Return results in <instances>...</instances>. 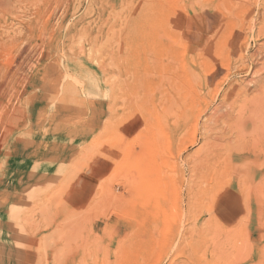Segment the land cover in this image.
Segmentation results:
<instances>
[{"label":"rangeland","instance_id":"1","mask_svg":"<svg viewBox=\"0 0 264 264\" xmlns=\"http://www.w3.org/2000/svg\"><path fill=\"white\" fill-rule=\"evenodd\" d=\"M17 1L5 0L13 25L0 7V29H20L15 48L31 52L20 63L14 48L15 90L2 98L0 192L15 205L1 207L0 230L18 260L264 264V148L254 136L238 142L231 125L255 110L235 96L239 84L255 88L264 61V0ZM204 41L216 42L212 80L185 61ZM175 79L202 100L180 121L160 103ZM230 105L235 120L211 119ZM38 145L37 161L17 170L11 157Z\"/></svg>","mask_w":264,"mask_h":264},{"label":"bare ground","instance_id":"2","mask_svg":"<svg viewBox=\"0 0 264 264\" xmlns=\"http://www.w3.org/2000/svg\"><path fill=\"white\" fill-rule=\"evenodd\" d=\"M10 1V0H9ZM17 1V0H16ZM20 1V0H19ZM23 1V0H22ZM21 1V2H22ZM30 1V0H29ZM32 1H34V0H32ZM40 1V0H39ZM51 1H53V0H51ZM20 2V3H21ZM24 2V1H23ZM27 2V1H26ZM25 2V3H26ZM37 2H38V0H37ZM214 2V1H213ZM221 2H223V1H221ZM12 3V2H11ZM13 3H15V2H13ZM16 3H19L18 1L16 2ZM28 3H31V2H28ZM33 3V2H32ZM34 3H36V1L34 2ZM34 3H33V6H35L34 5ZM41 3V2H40ZM44 4V3H43ZM45 4H46V2H45ZM214 4V3H213ZM216 5L217 4H220V3H215ZM214 4V5H215ZM8 5V4H7ZM9 5H10V2H9ZM15 5H17V4H15ZM15 5H13V7H15ZM19 5V4H18ZM22 4H20V6H21ZM23 5H24V3H23ZM29 5V4H28ZM39 5H41V4H39ZM215 5V6H216ZM5 0H0V7L2 8V10L4 11V12H6L7 10H9L8 8H5ZM11 7H12V5H10ZM191 6L194 8V6H195V1L193 0L192 2H191ZM220 7H221V4L219 5ZM218 6V7H219ZM7 7V6H6ZM10 7V8H11ZM17 7V6H16ZM16 7L14 8L15 10H16ZM23 7V6H22ZM28 6L26 5V8H27ZM30 8H33V7H31V6H29ZM47 7V6H46ZM50 7V6H49ZM63 7V6H62ZM191 7V8H192ZM1 8H0V11H1ZM44 8V7H43ZM74 8V7H73ZM198 8V7H197ZM206 8V7H205ZM222 8V7H221ZM224 8V7H223ZM12 9V8H11ZM18 9H19V7H18ZM29 9V8H28ZM38 9H39V7H38ZM46 9V8H45ZM194 9H196V8H194ZM193 9V10H194ZM23 9L21 8V10L20 11H18L17 10V12L19 13H21V12H23L24 10H25V8H24V10L22 11ZM216 10V9H215ZM2 11V12H3ZM28 11V10H27ZM32 11V12H31ZM30 12L31 13H35V7H34V12H33V10H31ZM36 11H38V10H36ZM42 11H44V10H42ZM58 11V10H57ZM178 11V10H177ZM194 11H196V10H194ZM201 11V10H200ZM2 12H0V13H2ZM12 12H14V11H12ZM11 12V13H12ZM16 12V11H15ZM26 12V11H25ZM29 12V13H30ZM202 12V11H201ZM9 12H6V13H4V17H3V15H2V17L4 18V20H3V22L4 23H6L7 24V22H8V24H12L11 22L9 23V17H7L8 15L10 16L11 14H8ZM18 13H16V14H18ZM28 13V12H27ZM38 13H40V12H38ZM37 13V14H38ZM45 13V12H44ZM53 12H51V14H52ZM195 13V12H194ZM198 13H200V12H198ZM218 13V12H217ZM14 14V13H13ZM21 14H24V12L23 13H21ZM36 14V15H37ZM46 14H48V13H46ZM28 15V14H27ZM34 15V14H33ZM193 15V14H192ZM199 15V14H198ZM220 15V14H219ZM15 16V15H14ZM19 16H21L20 14H19ZM26 16V15H25ZM29 16V15H28ZM27 16V17H28ZM39 14H38V18H39ZM43 16V15H42ZM202 16V15H201ZM0 17H1V14H0ZM12 17H13V15H12ZM24 17V16H23ZM37 17V16H36ZM44 17V16H43ZM50 17V16H49ZM193 17V16H192ZM14 18V17H13ZM12 18V19H13ZM17 18H19V17H17ZM22 18V17H21ZM21 18H20V20H21ZM37 18V19H38ZM184 18V17H183ZM189 18V17H188ZM198 18V17H197ZM203 18V17H202ZM201 18V19H202ZM11 19V18H10ZM16 19V18H15ZM23 19V18H22ZM26 19V18H25ZM44 19H46L45 17H44ZM182 19V18H181ZM193 19H194V17H193ZM18 20V19H17ZM17 20H14V21H17ZM27 20V19H26ZM188 20H192V19H188ZM13 21V22H14ZM19 21V20H18ZM28 21V20H27ZM37 21V20H36ZM44 21V20H43ZM202 21V20H201ZM1 22V21H0ZM2 22V23H3ZM22 22V21H21ZM25 22V21H24ZM54 22V21H53ZM193 22V21H192ZM19 23V22H18ZM41 23H43V22H41ZM201 23H204V22H201ZM215 24H216V22H214ZM5 24V25H6ZM21 25H23V23H20ZM19 24V25H20ZM191 24H193V23H191ZM195 24V23H194ZM193 24V25H194ZM229 24V23H228ZM13 25V24H12ZM19 25L17 26V27H19ZM31 25H33V24H31ZM39 25H42V24H39ZM48 25H49V23H48ZM67 25V24H66ZM180 25V24H179ZM184 25V24H183ZM225 25V24H224ZM227 25V24H226ZM25 26V25H24ZM23 26V27H24ZM29 26V25H28ZM201 26V25H200ZM212 26V25H211ZM211 26H209V27H211ZM215 26V25H214ZM1 27H2V25H1ZM10 27H13V26H9V28ZM26 27H27V25H26ZM33 27V26H32ZM35 27V26H34ZM33 27V28H34ZM203 27V26H202ZM228 27V26H227ZM8 27H7V32H6V30L3 32V30L2 29H0V30H2V31H0V61H4V63H6V65L4 66V74H5V76H0V112H3L4 111V101L2 100V98H4V99H8L9 101L11 100V98H13L12 97V94L14 93L13 91L15 90V88L13 87V81H12V77H11V75H12V71H11V65L14 67V65H15V52L13 51L14 50V48H15V42H16V40L18 39V38H20V37H23L22 35H21V33H20V29H19V32H18V30H16L15 28V30H10ZM38 28V27H37ZM47 28V27H46ZM9 29V30H8ZM51 29V28H50ZM217 29H219V27L217 28ZM38 30V29H37ZM36 30V31H37ZM42 30V29H41ZM185 30V29H184ZM196 30V32H197V29H195ZM195 30H193L194 32H195ZM200 30V29H199ZM203 30V29H202ZM214 30H216V29H214ZM213 30V31H214ZM209 31H212V30H209ZM261 31V34L264 32V31H262V30H260ZM23 32V31H22ZM26 32V31H25ZM38 32V31H37ZM201 32V31H200ZM217 32V31H216ZM221 33V32H220ZM23 34V33H22ZM40 34H41V31H40ZM191 34V33H190ZM193 34V33H192ZM191 34V35H192ZM204 33H201V35L200 36H202ZM208 34V33H207ZM206 34V35H207ZM264 34V33H263ZM262 34V35H263ZM36 36H37V33L35 34ZM195 35V34H194ZM219 36H221V35H219ZM25 37H26V35H25ZM25 37H24V39H25ZM40 37H42V36H40ZM44 37V36H43ZM193 37V36H192ZM194 37H196V36H194ZM217 37V36H216ZM235 38L237 37V36H234ZM53 38V37H52ZM199 39V41H201V38L199 37L198 38ZM219 39V38H218ZM229 40V39H228ZM32 41V40H31ZM30 41V42H31ZM231 41V40H230ZM18 42V41H17ZM22 42H24V41H22ZM33 42V41H32ZM209 42V41H208ZM208 42L207 41H204L203 43L204 44H202V46L200 47V48H195V49H192L191 50V56L190 57H188L187 59L188 60H185V61H187L190 65H192V67L193 66H195V68L196 69H198L199 70V72L200 73H204V74H208L209 75V77H210V80H212L215 76H216V70H215V68H214V66L210 63V61H209V55H210V53H212V49H211V46L210 45H212L213 47H216V42L213 44V43H209L208 44ZM34 43H35V41H34ZM199 43V42H198ZM219 43V42H218ZM26 44V43H25ZM24 43H22V45L20 46V48L19 47H17V48H19V50H18V57L20 58V63H23V61H25L26 60V58H27V56H28V46L27 45H25ZM28 44V43H27ZM34 45H36V44H34ZM187 45H188V43H187ZM186 45V46H187ZM199 45V44H198ZM220 45V44H219ZM236 46V45H235ZM189 47H191V46H189ZM196 47V46H195ZM17 48H15V49H17ZM189 49V48H188ZM29 51L31 52V50L29 49ZM30 54V53H29ZM36 54V53H35ZM186 54H187V47H186ZM186 54H185V56H186ZM254 54V53H253ZM39 55V54H38ZM37 55V56H38ZM219 55V54H218ZM226 55V54H225ZM255 55V54H254ZM253 55V56H254ZM39 56H41V55H39ZM189 56V55H188ZM230 56V55H229ZM247 56H249V55H247ZM252 56V57H253ZM256 56V55H255ZM33 57V56H32ZM35 57V56H34ZM36 58V57H35ZM186 59V58H185ZM251 59V58H250ZM30 60V59H29ZM29 60H27V61H29ZM182 64H183V67L186 69V67L184 66V65H186V63L185 62H179V65H180V69H181V67H182ZM261 64V67L256 71L257 73H259L258 75V77L257 78H253L254 79V82L252 83V86L254 85L255 86V88L254 89H252L250 86H247V88H245V90L243 89V88H241L240 87V84H239V86L237 85V90H238V93L236 94V96H235V99L239 102V103H241V104H243V102H244V104L243 105H251L255 110H254V113L252 114V115H250V116H248L246 119H245V122H242L243 120H242V118L241 117H239V118H237V120H235L234 118H232L231 117V115L233 114V105H230L229 107L230 108H227L226 110H224V112L225 113H223V112H221V110H219V112H218V110H215L214 111V113H213V118H212V116H211V119L213 120L214 118H221V119H223V121H225L226 122V120H227V117H228V120H231V119H234L236 122H235V124H231L232 125V127L237 131V138H240L239 140H237L238 142H241V138H244V137H249V136H254L255 137V139L256 140H258V141H256L258 144H260V146L261 147H263L264 148V61L262 62V63H260ZM184 68H182L181 70V72H183L184 74H187L188 73V71L187 70H185ZM194 69V68H193ZM197 70V71H198ZM193 73H195L194 71H193ZM206 74V75H207ZM261 74V75H260ZM206 75H204V76H206ZM252 79V80H253ZM252 80H250V81H252ZM200 81H201V86H203V84H204V81H205V79H204V77L203 78H200ZM160 82H162V81H160ZM164 87L162 88V95H163V99L160 101V103H161V105H163L164 106V108H165V110L167 109V107H168V105H170V104H173L175 107H176V109H175V112H177L176 113V118H175V120H181L183 117H184V114H185V112H186V110L188 111V112H190V113H194V107L197 105V104H199V103H201L202 102V100H201V98H200V94H199V90H197L195 87H194V85H191V86H189V84L188 83H185V81L184 80H182V81H179L178 79L176 80L175 79V81H173L172 83H169V84H165L164 83ZM207 86V85H206ZM201 88V87H200ZM151 88L149 87L145 92L146 93H150V92H148V90H150ZM208 89V88H207ZM231 88H229V87H227V89L224 91V93L223 94H226V93H228V91L230 90ZM201 90H203V87H202V89ZM252 90H254V93L252 94V97H250V98H247L246 96H248V94L249 93H251L252 92ZM151 92H153V91H151ZM205 92V91H204ZM243 93V94H242ZM158 94V93H157ZM204 94V93H203ZM5 95V96H4ZM14 96V95H13ZM161 96V95H160ZM203 96V95H202ZM241 96V97H240ZM153 97V96H152ZM8 101V102H9ZM7 102V103H8ZM182 102V104H181V108H182V111L180 112V114H179V110H178V108H179V106H180V103ZM219 105V104H218ZM6 106V105H5ZM217 106V105H216ZM217 108V107H216ZM244 108H245V111H247L248 110V106H244ZM14 109H16L15 107H13V108H11V111H9L7 114H8V116H9V118H11V113H12V111H14ZM213 109V108H212ZM218 109H220V105H219V107H218ZM250 109V108H249ZM251 110V109H250ZM204 112V111H203ZM218 112V113H217ZM242 112V111H241ZM203 114V113H202ZM201 114V115H202ZM239 115L241 114L240 112L238 113ZM13 115H14V113H13ZM13 117V116H12ZM17 117V116H16ZM15 121H16V118L14 119ZM248 120H250V121H248ZM7 121H11L10 119H7ZM208 121V120H207ZM18 122V121H17ZM14 123V122H13ZM204 123H207V122H204ZM206 125H208V124H206ZM7 127H9V126H7ZM208 128V127H207ZM210 128V127H209ZM216 129V128H215ZM207 130V129H206ZM206 130H204V133L205 134H208V133H206L207 131ZM209 131H211V129H208ZM213 130V129H212ZM206 131V132H205ZM234 131V130H233ZM203 132V131H202ZM235 132V131H234ZM217 133H219V131H217ZM216 133V134H217ZM213 134V133H212ZM224 135V134H223ZM222 135V136H223ZM209 136V135H208ZM212 136V135H211ZM213 136H215V134L213 135ZM217 136H218V134H217ZM221 136V137H222ZM234 136V135H233ZM224 137V136H223ZM231 138V137H230ZM206 139H207V137H206ZM208 139H211V138H208ZM214 139H216L215 137H212V140H214ZM217 139H219V137L217 138ZM228 140H230L229 139V137H228ZM208 141V140H207ZM224 141V140H223ZM206 142V141H205ZM204 142V143H205ZM209 142H211V140H209ZM215 142V141H214ZM230 142V141H229ZM6 143V142H5ZM216 143V142H215ZM206 145H209V144H206ZM236 145V144H235ZM240 145H242V144H240ZM205 146V145H204ZM209 146H211V145H209ZM213 146V145H212ZM221 146V145H220ZM215 146H213V148H214ZM222 147V146H221ZM220 147V148H221ZM226 147V146H225ZM216 148V147H215ZM230 148V147H229ZM212 149V148H211ZM225 149V148H224ZM233 149H235V148H233ZM241 149H242V147H241ZM202 150H204V149H202ZM208 149L206 148V151H207ZM218 150V149H217ZM227 150V149H226ZM231 150H232V148H231ZM225 151V150H224ZM235 151V150H234ZM216 152V151H215ZM219 152V151H218ZM203 154H204V152H203ZM218 156H219V154H218ZM258 254V253H257ZM257 256V255H256ZM262 257H264V255L262 256ZM260 258V257H259ZM260 260V259H259Z\"/></svg>","mask_w":264,"mask_h":264},{"label":"crops","instance_id":"3","mask_svg":"<svg viewBox=\"0 0 264 264\" xmlns=\"http://www.w3.org/2000/svg\"><path fill=\"white\" fill-rule=\"evenodd\" d=\"M38 130V129H37ZM36 131V130H35ZM33 131V132H35ZM40 146L38 145L37 149H31L30 153L27 156H13L11 157V161L15 162V168L19 170L23 165H26L27 163L31 162H36L35 160V154L36 152H40ZM47 154V152H46ZM90 184L89 182H86L83 187L89 188ZM11 192V191H10ZM13 193V192H11ZM2 193L0 192V223L2 225L4 224V221L2 222V217L4 216L3 208L4 206H11L15 205L12 204V201L10 203H6L7 201L2 197ZM7 195V194H5ZM11 195V194H10ZM14 197V195H12ZM8 236V237H7ZM15 238L14 241L11 239L10 234L3 233L0 230V264H25L24 262H21L18 260L20 257L19 254L17 253V249L15 248Z\"/></svg>","mask_w":264,"mask_h":264}]
</instances>
